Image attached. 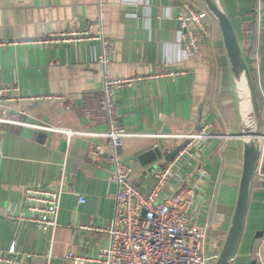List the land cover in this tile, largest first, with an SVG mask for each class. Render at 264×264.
<instances>
[{"label":"crops","instance_id":"1","mask_svg":"<svg viewBox=\"0 0 264 264\" xmlns=\"http://www.w3.org/2000/svg\"><path fill=\"white\" fill-rule=\"evenodd\" d=\"M183 1L0 0V89L17 88L11 89V100L0 98V116L23 122H0V250L16 240L21 264H73L66 258L68 252L93 257L109 243L96 228L110 224L118 185L109 163L98 167L87 156L88 145L101 139L43 127L105 130L108 119L102 106L107 72L114 77H142L118 88L115 97L121 125L139 134L125 137L118 151L133 166L132 180L143 191L156 183V169L145 172V166L135 165L134 156L156 142L167 151L176 141L155 134L196 132L210 122L216 134L231 135L198 142L190 156L178 160L166 187L171 192L200 181L193 210L205 229L207 252L213 256L217 252L238 193L239 180L224 181L231 139L238 150L239 178L242 167V142L236 135L238 92L211 14V33L200 39V50L192 53L185 48L178 22ZM196 1L204 5L203 0ZM258 1L222 0L250 65L264 125V29L257 16ZM89 23L100 26L113 43L115 52L105 65L97 61L101 50L97 39L52 45L21 41ZM17 95L42 97L31 101L16 99ZM201 166L206 173L199 171ZM61 183L66 192L54 230L45 232L12 216L25 210L26 186ZM259 185H254L232 264H257L255 252L262 237L258 233L264 232V191L256 189ZM79 196L85 201L80 202ZM212 208L214 221L209 223Z\"/></svg>","mask_w":264,"mask_h":264},{"label":"built area","instance_id":"2","mask_svg":"<svg viewBox=\"0 0 264 264\" xmlns=\"http://www.w3.org/2000/svg\"><path fill=\"white\" fill-rule=\"evenodd\" d=\"M257 16L260 28L264 29V0L258 1ZM209 17L210 12L198 1H183L178 22L181 41L184 42L188 52H198L200 39L210 35ZM93 39L101 43L97 61L102 65L107 64L112 60L115 49L112 41L95 23H89L84 28L69 27L55 30L36 39L21 41L52 45ZM17 41L12 40L11 42ZM141 78L114 77L105 72L102 106L108 119V127L105 130H73L43 126L66 133L68 136L78 134L101 139L100 142L88 145L87 156L98 167L105 168V164L109 163L113 170L112 179L118 185L114 214L110 224L96 228L108 235L109 243L100 248L93 257L70 251L66 254V258L72 260L73 264H86L87 261L92 264H212L214 256L207 252L205 229L198 223L193 210L195 195L202 184L200 181L182 184L171 192H167L166 187L168 179L176 171L178 160L190 156L192 148L198 142L215 136L227 138L231 135L216 134L210 122L201 124L196 132L155 134L157 138H175L176 141L172 148L185 139L188 142L172 160L155 170L156 183L149 191H143L132 180L133 166L126 162L118 151L125 137L139 134L128 132L121 125L115 97L118 88L134 84ZM11 89L17 88L4 86L0 89V98L3 102L13 98L14 95L10 96ZM41 97V95L15 96L16 99L31 101ZM0 122L23 123L4 116H0ZM260 138V152L254 176L255 184H261L264 181V125ZM161 145L158 142L155 144V146ZM172 148H168L166 152ZM199 171L202 174L206 173L202 166ZM65 192L66 189L62 183L57 187L26 186L23 189L25 210L19 214H12V216L32 222L42 231H52L58 225L59 209ZM79 201L84 202L85 198L79 196ZM260 239L261 244L255 256L257 264H264V232ZM18 253L17 242L13 240L7 248L0 250V264H21ZM26 256L30 257L31 253Z\"/></svg>","mask_w":264,"mask_h":264},{"label":"water","instance_id":"3","mask_svg":"<svg viewBox=\"0 0 264 264\" xmlns=\"http://www.w3.org/2000/svg\"><path fill=\"white\" fill-rule=\"evenodd\" d=\"M210 14L217 21L225 51L230 65L233 83L238 92L237 112L240 120L239 132L236 134L242 142V167L238 182L237 199L228 230L221 245L214 254V264H232L238 251L245 229L250 198L254 189V176L260 152L262 134V110L257 86L246 59L234 22L222 0H203ZM188 140L176 144L165 153L163 146L149 148L134 156L135 165L146 166L163 157L164 162L172 160L187 144ZM264 191V181L256 187ZM263 231L258 233L262 236Z\"/></svg>","mask_w":264,"mask_h":264},{"label":"trees","instance_id":"4","mask_svg":"<svg viewBox=\"0 0 264 264\" xmlns=\"http://www.w3.org/2000/svg\"><path fill=\"white\" fill-rule=\"evenodd\" d=\"M226 173L224 181L228 183L237 182L239 180V165L238 150L235 146L234 139H231L230 146L226 149Z\"/></svg>","mask_w":264,"mask_h":264},{"label":"rangeland","instance_id":"5","mask_svg":"<svg viewBox=\"0 0 264 264\" xmlns=\"http://www.w3.org/2000/svg\"><path fill=\"white\" fill-rule=\"evenodd\" d=\"M165 163H166V162H164L163 157H159L158 159L154 160L153 162H151L150 164H148V165L145 166V172H148V171H150V170H155V169L161 167L162 165H164ZM149 169H150V170H149ZM212 209H213V210L210 211V214H209V219H208V222H209V223H212V222L214 221V213H213L214 208H212ZM108 223H109V222H108ZM108 223H106V225H104V226H107ZM104 234H105V233H104ZM105 236H106V238H107V240H108V239H109L108 235L105 234ZM213 242H214V239H213ZM211 245H212V244H211Z\"/></svg>","mask_w":264,"mask_h":264}]
</instances>
